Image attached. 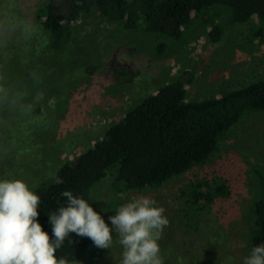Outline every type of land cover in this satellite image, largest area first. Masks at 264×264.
<instances>
[{
    "label": "rangeland",
    "instance_id": "374dc122",
    "mask_svg": "<svg viewBox=\"0 0 264 264\" xmlns=\"http://www.w3.org/2000/svg\"><path fill=\"white\" fill-rule=\"evenodd\" d=\"M42 1L26 6L33 9ZM16 3L0 0L3 19ZM21 17V12L15 16ZM229 17L225 8L211 9L204 19L194 16L176 41L125 29L92 12L75 23L62 51L38 49L37 67L0 71V114L11 125L23 123L19 130L36 138L24 146L19 161L0 170V179H20L29 187L44 183L61 163L92 146L112 123L177 76L190 79L189 100L217 97L264 78V45L251 28L257 19L233 25ZM216 24L223 28L218 42L209 35ZM39 117L43 124L35 121ZM255 168L264 174V111L245 114L211 158L188 172L158 187L116 192L112 170L95 184L92 198L109 227L108 217L140 195L163 207L169 221L158 241L163 264H243L251 251L252 208L259 196ZM198 184L227 186L230 192L213 203L195 204L189 192ZM122 250L113 233L108 249L94 246L78 264H120Z\"/></svg>",
    "mask_w": 264,
    "mask_h": 264
},
{
    "label": "trees",
    "instance_id": "16d2710c",
    "mask_svg": "<svg viewBox=\"0 0 264 264\" xmlns=\"http://www.w3.org/2000/svg\"><path fill=\"white\" fill-rule=\"evenodd\" d=\"M18 1L9 9L7 20L0 15V71L16 65L37 67L38 49L50 53L62 51L74 36L75 23L92 12L125 29H142L179 41L194 16L204 19L211 9L225 8L233 25L250 23L256 18L257 23L251 25L253 37L264 45V0H46L33 9L26 6L30 0ZM19 12L23 17L15 18ZM209 35L218 42L223 28L213 25ZM160 47L162 51L165 46ZM22 51L24 55H20ZM90 71L95 72L93 67ZM190 82L180 75L145 96L112 123L100 140L74 159L61 163L44 183L29 187L40 197L38 222L50 238L52 226L48 217L66 206L63 191L84 198L105 219L92 198V189L109 171H115L116 192L158 187L207 162L221 139L245 114L264 111V78L202 100L188 99ZM4 115L0 114V170L21 159L24 146L33 136L27 130H19L23 123L11 125ZM41 118L35 121L43 124ZM254 173L259 196L252 208L251 249L264 243V174L256 168ZM57 178L63 183L57 184ZM191 188L189 194L195 204L213 203L230 192L227 186L220 185L210 188L198 184ZM93 247L89 238L70 233L56 256L72 264Z\"/></svg>",
    "mask_w": 264,
    "mask_h": 264
},
{
    "label": "clouds",
    "instance_id": "9594fccd",
    "mask_svg": "<svg viewBox=\"0 0 264 264\" xmlns=\"http://www.w3.org/2000/svg\"><path fill=\"white\" fill-rule=\"evenodd\" d=\"M61 195L67 204L49 214L50 238L38 222L40 197L23 180L0 179V264H69L56 251L70 233L100 249L111 246L115 233L123 249L120 264H163L158 241L169 221L154 199L140 195L121 205L108 217L109 227L87 200L67 190ZM243 264H264V243L254 246Z\"/></svg>",
    "mask_w": 264,
    "mask_h": 264
}]
</instances>
